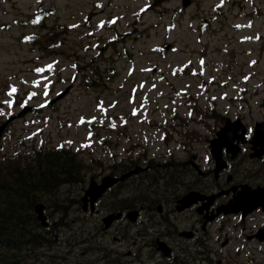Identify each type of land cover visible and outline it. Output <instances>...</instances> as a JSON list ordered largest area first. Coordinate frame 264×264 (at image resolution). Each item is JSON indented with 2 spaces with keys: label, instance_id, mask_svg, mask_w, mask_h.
Wrapping results in <instances>:
<instances>
[{
  "label": "rangeland",
  "instance_id": "1",
  "mask_svg": "<svg viewBox=\"0 0 264 264\" xmlns=\"http://www.w3.org/2000/svg\"><path fill=\"white\" fill-rule=\"evenodd\" d=\"M184 1L0 0V161L70 149L92 174L128 158L209 167L228 118L252 134L264 120V0ZM262 225L256 213L204 237L215 254L229 236L235 253ZM254 243L243 264H264Z\"/></svg>",
  "mask_w": 264,
  "mask_h": 264
},
{
  "label": "flooded vegetation",
  "instance_id": "2",
  "mask_svg": "<svg viewBox=\"0 0 264 264\" xmlns=\"http://www.w3.org/2000/svg\"><path fill=\"white\" fill-rule=\"evenodd\" d=\"M242 149L243 145L241 151ZM253 161L257 162L256 160ZM254 167V164H248L243 165L242 169L251 171ZM212 172V169L208 172L199 170L196 177L191 179L190 187H192L193 190L206 195L216 193L208 190V187L212 186L210 181V177H212L214 185L216 181V187L218 188L217 192H226L229 187L223 185V176H221L220 180H218V177L222 173H214V175H212ZM253 176L255 175H235L231 186L237 187L238 190L241 189L242 184H249L253 188L264 186L262 185L264 183L260 184L254 182L253 180H247L248 177ZM206 178H208V181H206ZM123 186V183H119L115 187L122 188ZM230 199V194L222 195L216 199L214 205L210 209L201 208L202 203L201 201H198L195 205L185 208L181 212H179L175 202L169 197L164 199V207L160 209L163 213H157V211H160L158 207L157 211L154 207H144L142 205V207L137 206L136 208L126 207L121 211L124 213V218L120 222H126L127 217L129 216V211L136 209V218L138 221L141 220V227L139 231L143 240L141 241V244L137 243V237L134 236V230L129 224V233L123 236L124 239H116V242H119V245L116 247V252L118 253L128 245L126 255L131 257L135 256L138 259V261H132L133 264L137 262H141L140 264H161L162 262L164 264H238V262H240V258H255V255L248 256L246 254V252H249L250 250L246 247L249 246L250 242H255L256 245V243L259 242L257 238H250L249 241H244L241 247H239L240 249L236 250L235 253L231 252L228 248L231 244L229 239L226 238L224 240H216L215 244L219 249L215 252V254H213V251L209 248L210 244H208V241L205 240V238H202L208 231V226L211 224L207 222L205 225V219L210 217L219 205ZM99 213L100 209L98 208L96 215ZM90 214L94 216L93 213ZM197 214L203 216L199 217ZM102 217L103 214L100 218L103 220ZM196 222L200 223V226H198ZM116 224L113 225V228ZM115 231L119 233L118 229H115ZM132 235L134 236L133 240H131ZM161 242L169 248V255H165V250L160 249L159 243ZM197 249L200 250L198 261L195 258V251ZM184 253L186 258H182V256H180ZM118 259L121 260V258Z\"/></svg>",
  "mask_w": 264,
  "mask_h": 264
},
{
  "label": "trees",
  "instance_id": "3",
  "mask_svg": "<svg viewBox=\"0 0 264 264\" xmlns=\"http://www.w3.org/2000/svg\"><path fill=\"white\" fill-rule=\"evenodd\" d=\"M1 161L0 264H23L36 260L37 250L54 244L50 231H39L35 204L53 192L56 184H68L81 175V164L66 149L34 150L31 156Z\"/></svg>",
  "mask_w": 264,
  "mask_h": 264
},
{
  "label": "water",
  "instance_id": "4",
  "mask_svg": "<svg viewBox=\"0 0 264 264\" xmlns=\"http://www.w3.org/2000/svg\"><path fill=\"white\" fill-rule=\"evenodd\" d=\"M262 126H264V124H262ZM225 132H226V130H223V132L220 135H223ZM257 133L259 135H261L259 144H264V136H262L261 131L257 130ZM0 136H1V132H0ZM228 143H230V141H228ZM212 144H213V148H214V150H213L214 154L219 155V151H220L222 145L227 144V142L220 138L219 140L214 141ZM259 197H262V195L259 193V190L255 191L252 194H245L244 199H240V198L236 199V201L234 203L230 204V207H232V211H234V212H238L240 209L246 208L245 213H247V212L251 211V208H247L250 204L249 200H251V198H259ZM254 205L257 206V204H254ZM223 210L225 212L230 211L227 207L224 208Z\"/></svg>",
  "mask_w": 264,
  "mask_h": 264
},
{
  "label": "snow or ice",
  "instance_id": "5",
  "mask_svg": "<svg viewBox=\"0 0 264 264\" xmlns=\"http://www.w3.org/2000/svg\"><path fill=\"white\" fill-rule=\"evenodd\" d=\"M15 91H16V89H15V88H13V89H12V92H15Z\"/></svg>",
  "mask_w": 264,
  "mask_h": 264
}]
</instances>
